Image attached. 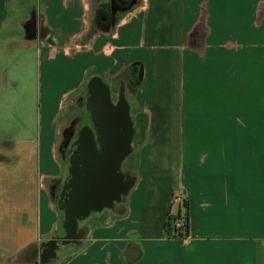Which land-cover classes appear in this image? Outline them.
<instances>
[{
	"label": "crops",
	"instance_id": "0c3cea01",
	"mask_svg": "<svg viewBox=\"0 0 264 264\" xmlns=\"http://www.w3.org/2000/svg\"><path fill=\"white\" fill-rule=\"evenodd\" d=\"M115 1L0 0V264L56 252L64 102L94 81L127 105L132 181L49 264H264V0Z\"/></svg>",
	"mask_w": 264,
	"mask_h": 264
},
{
	"label": "flooded vegetation",
	"instance_id": "af4514ba",
	"mask_svg": "<svg viewBox=\"0 0 264 264\" xmlns=\"http://www.w3.org/2000/svg\"><path fill=\"white\" fill-rule=\"evenodd\" d=\"M119 1L127 3L128 0H119ZM102 100H103L102 95L99 91L98 86H96L94 82H91L88 87L87 94L83 97V100L81 101V103L84 104V113L81 114L79 121L78 118L73 119L70 125L64 130L65 133L63 137V142L61 141L59 147V154L61 160L63 161L64 151L66 154V150H68L67 180L63 182L60 192L57 196L58 203L59 202L62 203L63 200L65 199L63 197V192L65 188L68 187V185L71 191L69 197L66 198V201L69 202V200L72 197V193L74 191L73 180L76 175L75 172L77 170L78 172L82 171L81 175L85 176L84 171L85 168L87 167L86 161H88L89 158H91V160L102 161V166L104 168L109 167L110 164L108 163V161L110 160V156L112 155V152L114 151L118 152V150L120 149L118 146V142L123 141L124 138L127 137L130 131H132L130 138V146L128 148V152L126 153L125 157L131 152V142L134 139L136 133L135 130L133 129L131 120L129 119L130 122H128L125 119L124 110L127 107V105L124 99L123 98L119 99L116 105L111 103L113 108L112 115L108 117L110 118L111 126L108 125L106 122L103 123V118L101 114L104 116L106 115L102 113L103 112V108L101 107V105H103ZM81 122H82V124L80 125L81 127L76 130L77 125ZM105 128H107V131L105 130ZM92 144L94 147L91 149L90 145ZM109 169L110 167L106 170ZM115 175L116 177L119 178L122 186L128 185L130 187L132 181L131 176L124 175L120 171V169L115 172ZM68 180H70L69 184L67 183ZM123 192L125 191L124 190L121 191L119 195L116 198H114L112 201H110L108 204L111 205L115 200H118ZM108 204H105L104 206ZM102 207L93 208L89 213L85 215H89L92 211H100L98 209L102 210L105 208ZM85 215H83V217ZM77 238H78V233H77ZM56 240L58 242L60 241L58 239ZM55 246H56V241L52 243H48L47 245H45V248H47V250L50 251L53 250Z\"/></svg>",
	"mask_w": 264,
	"mask_h": 264
},
{
	"label": "water",
	"instance_id": "95a60500",
	"mask_svg": "<svg viewBox=\"0 0 264 264\" xmlns=\"http://www.w3.org/2000/svg\"><path fill=\"white\" fill-rule=\"evenodd\" d=\"M96 86H98L99 91L102 95L101 107L103 108V123L106 122L111 126L110 117L112 115V104L110 100V92L105 88L99 81H94ZM125 119L129 121L128 108L124 110ZM125 120V121H126ZM108 128V127H107ZM107 128L105 130L107 131ZM109 129V128H108ZM130 131L127 137L123 141L118 142L119 150L112 152L110 160V169L104 168L102 166V161L91 160V158L86 161L85 176L81 175L82 171L78 170L75 172V177L73 180L74 191L69 202L66 204L67 213L69 219L71 220L70 227L76 230L75 222L83 217V215L89 213L93 208H100L105 204H108L114 198H116L121 191H126L129 186L120 183L118 177H116L115 172L120 169L121 162L124 159L128 148L130 146ZM91 149L94 147L93 144L90 145ZM117 148V146H116ZM106 170V171H105Z\"/></svg>",
	"mask_w": 264,
	"mask_h": 264
},
{
	"label": "rangeland",
	"instance_id": "374dc122",
	"mask_svg": "<svg viewBox=\"0 0 264 264\" xmlns=\"http://www.w3.org/2000/svg\"><path fill=\"white\" fill-rule=\"evenodd\" d=\"M35 3H36V0H28V4L30 5L31 8L28 7L29 5L26 7L27 14L29 12H31V10H33L36 7ZM85 93H86V88L84 90L78 91L75 94H72L71 96H69L65 100L64 109H63L64 116H65L64 127H68L70 125V121L73 120V119L78 118V121H79L81 114L84 113V104L81 103V101L83 100V97L86 95ZM81 124H82V122L77 125L76 130L81 127L80 126ZM64 133H65V131L63 130V133H62V136H61L62 137L61 138L62 142H63ZM63 151H64V148H63ZM58 156H60V155H58ZM67 156H68V150H66V154H65V151H64V154H63L64 160H65V161L63 160L64 161L63 163H64L65 167L67 165ZM64 174H65V172H64ZM57 196H58V191H57ZM54 202L56 203V206L58 207V200L54 201ZM63 217H64V213H63ZM63 221H64V219H63ZM82 225H83L82 221H80V222L78 221V228H81ZM55 237H56V239L60 240L59 242L56 240L57 241L56 242V246H55L56 247V252L54 251L52 253V255L48 256L47 253H46L48 250H47V248H45V252H43L41 254H44V255L46 254L47 256L46 257H44L43 255L40 256V264H49L50 262H53L57 258V256H58L57 253H60V255H64V254L71 253L72 250L74 249L75 246L73 244L66 243L65 230L63 228V224L61 225V227H60V229L58 231V234ZM42 248H44V247H42ZM33 254L32 253L22 254L20 256V258L21 259L29 258L30 260H33V258H32Z\"/></svg>",
	"mask_w": 264,
	"mask_h": 264
},
{
	"label": "trees",
	"instance_id": "16d2710c",
	"mask_svg": "<svg viewBox=\"0 0 264 264\" xmlns=\"http://www.w3.org/2000/svg\"><path fill=\"white\" fill-rule=\"evenodd\" d=\"M114 8H116L118 5V3H113ZM125 5L122 7L124 8ZM103 13V18H107L108 14L106 12H101L100 15ZM109 20H107L108 22ZM102 26V25H100ZM103 31H107L110 28V24L106 25V26H102L100 27ZM106 88V87H105ZM68 184L70 183V180H68L67 182ZM67 184V185H68ZM70 187L68 185V187L65 188L64 192H63V197L65 198L63 200L62 203H58V207L64 211V221H63V228L65 230V239H66V243H72L74 242V240H76L77 238V231H78V222H75V227L76 230L72 229L70 227L71 225V220L69 219L68 213H67V207L66 204L68 201H66V198L69 197L70 195ZM106 206H110L109 204ZM104 206V207H106ZM102 207V208H104ZM181 207L183 209L184 212H178L176 215L171 214V212L168 213L167 216V221L165 224V236L168 239H174V240H185L189 237L190 235V213H189V202L187 200L182 201L181 203ZM101 210V209H98ZM88 215H85L82 218H85ZM82 218H80L79 220H81ZM179 221L180 222V226H177L175 224V222Z\"/></svg>",
	"mask_w": 264,
	"mask_h": 264
},
{
	"label": "built area",
	"instance_id": "2783aa9c",
	"mask_svg": "<svg viewBox=\"0 0 264 264\" xmlns=\"http://www.w3.org/2000/svg\"><path fill=\"white\" fill-rule=\"evenodd\" d=\"M181 202H182V201H181ZM175 224H176L177 226H180V222H179V221L175 222Z\"/></svg>",
	"mask_w": 264,
	"mask_h": 264
}]
</instances>
